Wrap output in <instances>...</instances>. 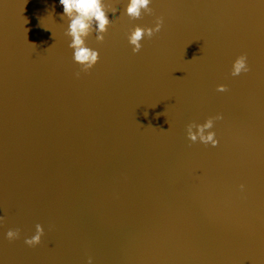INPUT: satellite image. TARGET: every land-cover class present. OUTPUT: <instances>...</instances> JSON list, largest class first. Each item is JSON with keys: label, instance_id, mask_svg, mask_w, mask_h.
Wrapping results in <instances>:
<instances>
[{"label": "water", "instance_id": "95a60500", "mask_svg": "<svg viewBox=\"0 0 264 264\" xmlns=\"http://www.w3.org/2000/svg\"><path fill=\"white\" fill-rule=\"evenodd\" d=\"M127 5L84 68L60 0H0V264H264V0ZM217 114V146L188 138Z\"/></svg>", "mask_w": 264, "mask_h": 264}, {"label": "clouds", "instance_id": "9594fccd", "mask_svg": "<svg viewBox=\"0 0 264 264\" xmlns=\"http://www.w3.org/2000/svg\"><path fill=\"white\" fill-rule=\"evenodd\" d=\"M63 5L64 13L71 17L69 24V34L72 40L69 47L72 49V58L79 62L82 67L87 68L92 65L98 58L99 49L87 45L84 42V34L89 29L91 20L96 21L97 39H103V34L110 22V14L106 11L104 0H60ZM153 0H128L126 15L132 19L140 18L144 13H152L151 7ZM115 11V9H113ZM75 13V15H73ZM164 25L163 17H157L153 26L136 25L128 33V42L132 45V51L139 52L142 47V41L145 37L151 38L155 33L159 32ZM250 71L247 54L239 55L232 63L231 74L238 76L241 73ZM227 90V85L219 84L217 91L224 92ZM223 119L222 114H217L214 117L208 118L204 123H191L187 127V136L192 142L199 141L203 144H211L217 146V139L214 129L215 121ZM244 188V185H241ZM3 218L0 217V222ZM44 232V226L41 222L36 221L35 229L31 235L24 237L25 244L31 246L38 243L41 235ZM6 238L14 241L20 238L19 229H9L6 232ZM88 264H93L92 257H89Z\"/></svg>", "mask_w": 264, "mask_h": 264}]
</instances>
